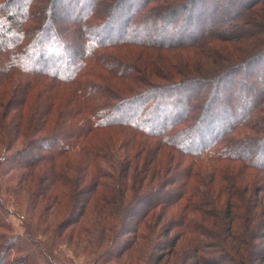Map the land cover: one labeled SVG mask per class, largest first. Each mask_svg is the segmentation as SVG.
<instances>
[{
  "label": "trees",
  "instance_id": "16d2710c",
  "mask_svg": "<svg viewBox=\"0 0 264 264\" xmlns=\"http://www.w3.org/2000/svg\"><path fill=\"white\" fill-rule=\"evenodd\" d=\"M258 4L0 0V195L17 172L19 187L5 194L33 200L42 234L53 225L78 239L90 219L101 263L135 254L147 230L153 264L180 242L197 264L264 261ZM176 48L181 66L168 54ZM210 53L216 67L187 73L191 55ZM8 201L0 197V264H52L26 214L14 232Z\"/></svg>",
  "mask_w": 264,
  "mask_h": 264
},
{
  "label": "rangeland",
  "instance_id": "374dc122",
  "mask_svg": "<svg viewBox=\"0 0 264 264\" xmlns=\"http://www.w3.org/2000/svg\"><path fill=\"white\" fill-rule=\"evenodd\" d=\"M255 14V17L258 19L259 22L264 23V4H258V6L252 10ZM252 29L251 27H245V31H241L239 33H249L251 32ZM258 39V36H257ZM216 43H222V42H216ZM249 43H252L251 40ZM230 47V45H229ZM209 52V51H208ZM170 56H172V60L175 63H178V66H181L182 64L180 62V56L185 55L186 51H183L180 48L172 49L168 52ZM210 54L205 55L204 58L201 60L199 57H196L194 55H191L190 57H194L193 60H190L189 66L190 68L186 69L187 73H203L206 72L209 69H212L213 67H216L212 58H210ZM223 60V59H222ZM222 60H218V63H221ZM175 65L171 63V66ZM169 67L166 68V71H168ZM174 69L177 71L178 68L175 66ZM173 70V66L171 68ZM177 75V74H176ZM158 81H161L160 78L157 76L155 77ZM6 152L4 148H2V145H0V159L1 156ZM8 174H5L1 180L2 184V189H1V200L3 201V197H7V194L9 195V201L6 203L8 207L11 210H14L16 212H12L10 210L9 214L7 215L8 220L11 223V227L14 230V232L17 233H23L25 228H24V223L22 216L18 213L26 214L28 218V225L30 226V229H33V238H38V239H45V244L44 247L46 249L45 253H48L47 256L49 258V261H51L52 264H153V260L148 258V254L146 252L151 251L152 245H153V239H154V234L151 233V231L147 230L146 232V238L144 240L138 241V243L134 246V250L136 249V253L132 254H125L124 256L114 259L112 261H107L105 263H101L100 260H98L97 257V250L93 247V244L89 242L88 239L91 237V233L85 232L84 226L86 227H91L92 225L89 221L90 219H86L83 221V225L81 227L83 228V235L79 237L78 239L75 238L73 240L69 239L67 235H69V232L71 228H68L66 231H64L63 234L58 235L57 232H55V227L51 225L48 227V232H44L42 234V230H37L36 229V224H35V216H33L32 212V207L30 204H32L33 200H30L28 197H25L24 194L21 195V197L14 198V200H11L10 194L7 191V194H5L6 188L10 189H17L19 187V182L17 180V172H11L8 171ZM4 187V188H3ZM7 202V201H6ZM18 212V213H17ZM35 213V212H34ZM45 224V223H42ZM91 228H89L86 231H90ZM0 227V232L2 231ZM164 236H161V243L162 241H165L163 238ZM94 240V238H93ZM152 241V242H151ZM259 245L261 248H264V237H261ZM186 247V245L183 242H180L177 246V252L171 257L169 254H164L165 252H161V250H158L157 247H155L156 253H160L161 255L164 254V258L159 264H197L196 261L192 259H188L184 254L182 253V248ZM131 255V256H130ZM157 255H154V258H156ZM13 262H16V256H12L11 259H13ZM254 264H264V261L254 263Z\"/></svg>",
  "mask_w": 264,
  "mask_h": 264
}]
</instances>
